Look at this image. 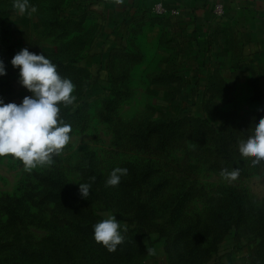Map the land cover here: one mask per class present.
I'll use <instances>...</instances> for the list:
<instances>
[{
  "label": "rangeland",
  "instance_id": "obj_1",
  "mask_svg": "<svg viewBox=\"0 0 264 264\" xmlns=\"http://www.w3.org/2000/svg\"><path fill=\"white\" fill-rule=\"evenodd\" d=\"M140 3L0 0V98L31 95L11 64L23 48L76 97L60 105L71 140L53 164L0 157V264H264V160L239 153L264 117V56L221 12L197 36ZM117 167L128 173L108 186ZM112 215L127 231L110 252L94 225Z\"/></svg>",
  "mask_w": 264,
  "mask_h": 264
},
{
  "label": "clouds",
  "instance_id": "obj_2",
  "mask_svg": "<svg viewBox=\"0 0 264 264\" xmlns=\"http://www.w3.org/2000/svg\"><path fill=\"white\" fill-rule=\"evenodd\" d=\"M18 7L24 11L23 4ZM11 64L19 69V82L31 95L25 96L20 104L5 103L0 98V157L10 154L23 163L26 171H31L53 164L69 144L72 128L60 118V105L68 106L75 101L72 95L75 85L58 73L57 65L43 52L37 54L23 48L14 55ZM4 75L6 66L0 60V76ZM239 153L254 158V163L264 160V117L253 121L251 134L239 144ZM127 173V168L113 169L106 184L119 185ZM237 174L230 175L234 179ZM78 184L82 197L87 199L91 185ZM122 231H127L126 227L112 215L94 225V239L108 251H115L124 241Z\"/></svg>",
  "mask_w": 264,
  "mask_h": 264
},
{
  "label": "crops",
  "instance_id": "obj_3",
  "mask_svg": "<svg viewBox=\"0 0 264 264\" xmlns=\"http://www.w3.org/2000/svg\"><path fill=\"white\" fill-rule=\"evenodd\" d=\"M155 1L142 0V3L150 5ZM160 1L175 9L187 31L195 35L198 31L206 34L205 22L207 26L214 17V10L219 9L226 20L244 34L248 48L254 46V50L264 56V0H157Z\"/></svg>",
  "mask_w": 264,
  "mask_h": 264
},
{
  "label": "trees",
  "instance_id": "obj_4",
  "mask_svg": "<svg viewBox=\"0 0 264 264\" xmlns=\"http://www.w3.org/2000/svg\"><path fill=\"white\" fill-rule=\"evenodd\" d=\"M164 2H166L165 0H163ZM162 2V1H160ZM146 3L143 2L142 4L140 3V6H144ZM165 4V3H164ZM168 3L166 2V6ZM182 22V21H181ZM198 31V30H196ZM196 35H199V31L196 33ZM136 167H132V170L135 169ZM146 171H150L151 167H143ZM53 179V178H52ZM55 181L54 186H55V194L57 197L62 198L64 197L65 199H60L62 200L65 204H68L70 202V199H67L68 196H70V192L72 190L71 186H69V184L67 183V181L65 179H63L62 177H54L53 179ZM125 184V183H122ZM127 184H129V182H127ZM128 186V185H127ZM77 228H79V224H76ZM86 233H92L93 227L91 225H87L85 227ZM119 246V245H118ZM117 246V247H118ZM125 264H128L127 262Z\"/></svg>",
  "mask_w": 264,
  "mask_h": 264
},
{
  "label": "built area",
  "instance_id": "obj_5",
  "mask_svg": "<svg viewBox=\"0 0 264 264\" xmlns=\"http://www.w3.org/2000/svg\"><path fill=\"white\" fill-rule=\"evenodd\" d=\"M155 9H156L158 12H160V13H168V12L176 13V12H177V11H175V9L166 6L163 2H158V3H156V5H155ZM216 11L221 12V11H219V9H217Z\"/></svg>",
  "mask_w": 264,
  "mask_h": 264
}]
</instances>
